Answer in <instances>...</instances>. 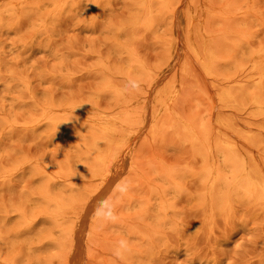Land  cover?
<instances>
[{
  "label": "rangeland",
  "instance_id": "374dc122",
  "mask_svg": "<svg viewBox=\"0 0 264 264\" xmlns=\"http://www.w3.org/2000/svg\"><path fill=\"white\" fill-rule=\"evenodd\" d=\"M242 156L264 183V0H0V264H264Z\"/></svg>",
  "mask_w": 264,
  "mask_h": 264
},
{
  "label": "bare ground",
  "instance_id": "6f19581e",
  "mask_svg": "<svg viewBox=\"0 0 264 264\" xmlns=\"http://www.w3.org/2000/svg\"><path fill=\"white\" fill-rule=\"evenodd\" d=\"M97 3V2H96ZM147 10V8H146ZM193 31H190V45L192 46L193 51H195V53L198 55L199 53L197 52V49L195 46H193V42H192V35H193ZM200 35H203L205 37L204 42L205 44L208 43V38L204 33H201ZM212 61V53H209L207 55V59H203L202 63L204 65V67L206 69H208L210 63ZM226 97H229L230 95L227 93L225 94ZM168 97V94L164 93L163 95L159 96V98L156 100V104H160L162 105L164 103V101H166L165 99ZM172 99H174V97H172ZM256 102V99L254 100ZM167 102V101H166ZM167 110L168 111V116L169 117H174L173 120L177 119V114L173 108L172 104H168L167 102ZM171 117V118H172ZM179 122L181 123L182 127L190 133L191 137L193 140H199L198 139V135L195 134L196 130L194 129L193 125L190 124L189 122H187L186 120H180L178 119ZM123 123V122H122ZM122 125V124H121ZM124 125V124H123ZM100 128H102L103 131L109 133L110 135H113L115 133V131L117 130V123H109L108 124H101ZM107 136V135H106ZM112 138L106 139L105 143H111L112 142ZM111 141V142H110ZM226 146L228 149L233 150L235 148V143L233 141H227L226 142ZM95 149L93 150V153L95 155L96 160L98 161H104L106 158L105 156H102L100 154H96L95 153ZM106 152H102V154ZM110 154L109 157L111 159L116 158L117 154L116 152H109ZM230 159L234 160V155L231 154ZM238 174L236 177V180H238V182L240 181L242 184V187L247 190V192H250L251 194L256 193L258 195V197L264 198V183L262 181V170H260L258 167V165H256L254 162L252 163L250 161V159L247 158V156H242L240 157L238 160ZM217 170L215 168H212L210 170V185H212V183L218 178V174L216 172ZM246 192V193H247Z\"/></svg>",
  "mask_w": 264,
  "mask_h": 264
}]
</instances>
